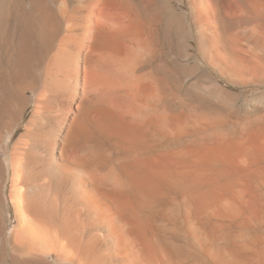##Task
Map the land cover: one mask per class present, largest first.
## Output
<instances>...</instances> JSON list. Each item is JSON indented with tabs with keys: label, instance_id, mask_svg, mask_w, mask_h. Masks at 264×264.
Instances as JSON below:
<instances>
[{
	"label": "bare ground",
	"instance_id": "bare-ground-1",
	"mask_svg": "<svg viewBox=\"0 0 264 264\" xmlns=\"http://www.w3.org/2000/svg\"><path fill=\"white\" fill-rule=\"evenodd\" d=\"M188 1L204 58L231 86L264 85V65L219 68L239 43L264 46V0ZM161 2L0 0L15 239L71 264H264V104L236 105L210 74L219 102L181 96Z\"/></svg>",
	"mask_w": 264,
	"mask_h": 264
},
{
	"label": "rangeland",
	"instance_id": "rangeland-1",
	"mask_svg": "<svg viewBox=\"0 0 264 264\" xmlns=\"http://www.w3.org/2000/svg\"><path fill=\"white\" fill-rule=\"evenodd\" d=\"M30 1L22 0L23 7L29 6ZM165 3L162 0L157 45L161 58L173 70L171 78L172 84L174 83L173 86L175 85L174 87L179 90L180 94H182L181 96L189 102H219L218 97L208 95L202 88L206 75L210 74L215 81L225 86L230 87L231 85L226 79L227 73H225L226 76L222 75L216 65L210 64L204 58L203 49L205 44L204 42L200 43L199 38L190 26L189 1L174 0L175 8L172 11L166 10ZM230 54L231 57L224 56L227 59L222 61L219 68L224 67L225 69L234 65L245 67L264 65V46L260 44L256 46L244 41L239 43L238 48H234ZM2 75V72H0V130L5 128L4 126L8 119L3 112V107L11 88L9 82H4ZM231 87L234 95L238 96V99L237 96L235 98L236 102L233 100L236 105L249 107L255 104L256 106L264 104L260 98L264 94V85L248 82L245 85L238 83V85ZM233 101L231 100L228 103L233 105ZM31 110L32 106L28 105L23 110L21 118L16 122L13 130L14 141L24 131L25 124L31 115ZM1 162L0 159V264H71L59 260L53 253L42 252L39 249L28 250L19 240L15 239V229L18 227V220L14 203L12 202L13 199L9 194L11 178L10 173Z\"/></svg>",
	"mask_w": 264,
	"mask_h": 264
}]
</instances>
